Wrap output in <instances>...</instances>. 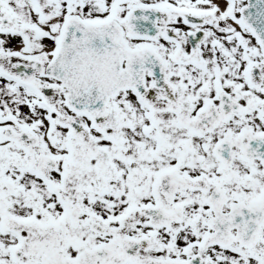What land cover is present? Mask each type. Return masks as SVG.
I'll return each instance as SVG.
<instances>
[{
  "label": "snow or ice",
  "instance_id": "snow-or-ice-1",
  "mask_svg": "<svg viewBox=\"0 0 264 264\" xmlns=\"http://www.w3.org/2000/svg\"><path fill=\"white\" fill-rule=\"evenodd\" d=\"M0 264H264V0H0Z\"/></svg>",
  "mask_w": 264,
  "mask_h": 264
}]
</instances>
